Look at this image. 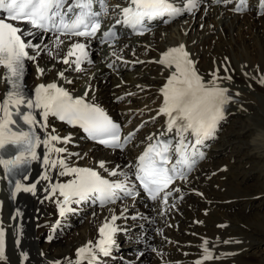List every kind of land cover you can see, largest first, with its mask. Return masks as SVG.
Listing matches in <instances>:
<instances>
[{"label":"bare ground","instance_id":"obj_1","mask_svg":"<svg viewBox=\"0 0 264 264\" xmlns=\"http://www.w3.org/2000/svg\"><path fill=\"white\" fill-rule=\"evenodd\" d=\"M124 2L107 0L111 23L105 30L115 25L120 34V39L114 41L111 47L101 44L99 39L86 41L84 38L61 36L63 43L57 48L54 34H42L21 25L22 29L33 33L24 36L25 41L39 46L35 50L27 49L35 60H25V69H33L31 78L25 81L31 99L35 100V90L39 85L55 83L73 97H83L86 102L106 109L121 124L123 135L140 125L134 139L123 149L108 151L88 143L76 128L49 116L46 131L52 133L55 130L60 137H70L68 143L56 145L66 150L60 155L66 158L69 166L90 167L112 180L123 179L119 173L132 172L129 166L148 141L149 133L158 132L160 90L175 70H167L158 61L168 49L181 44L185 45V50L196 62L195 66L205 80L210 79L209 73L214 70L226 76L224 69H228L232 80L220 83L229 88V94L233 96L222 121L229 120V129L224 138L215 144L216 151L205 154L198 161L188 181L179 180L174 184L181 191L169 197V203L175 202V207L164 215L160 213L162 207L167 206H162L159 200L145 202L137 195L134 200L128 199L120 206L109 205L99 209L90 202L72 204L76 212H67L59 218L55 201L63 198L57 193L46 199L50 191L46 189L50 182L66 183L73 177L59 176L60 169L57 168L48 172L51 181L40 179L46 171L42 145L36 149L40 158L31 161L28 180L23 182L27 185L36 183L35 194L21 191L13 199L0 166V227L5 231L6 255V260L0 261V264H21V253L27 254L24 264H55L56 261L60 264L72 261L75 264L76 250L89 241H97L98 230L105 219L113 214L119 216L125 208L124 216L116 221L122 229L116 234L118 245L129 239L138 242L137 245L149 243L161 253L158 255L155 251L149 264H194V260L203 255L201 245L205 239L209 241L211 251L225 254L234 244L232 239L238 235L246 238L244 245L248 249L235 258L245 264H256L253 259L259 261L258 245L264 242V199L257 196L264 194V86L257 83L259 73L264 72V14L258 0H248V10L239 14L233 11L236 0L225 6L213 0H204L197 10L201 11L204 20L196 15L192 17L193 13L177 18L176 23L160 20L159 25L155 26V22L149 24L150 30L142 37L132 35L122 25H116L120 12L116 6L122 7ZM184 2L179 0L177 4V0L174 4L182 6ZM206 16L212 21H207ZM214 16L220 19L215 22ZM196 26L200 29L193 31ZM190 29L192 31L188 36L186 33ZM74 42L88 44L87 51L94 63L91 66L83 63L79 72L74 70V65L62 62V57ZM129 51L132 53L129 54ZM113 52L128 63L118 60ZM110 63L113 64L111 68L108 67ZM38 67L44 69L42 74L38 73ZM60 72H63V77ZM3 74L4 68L0 66V101L7 86ZM237 92L239 96H235ZM40 111H35L38 120ZM36 132L43 137L44 132L39 127ZM208 158L210 160H205ZM101 162L104 167H100ZM126 163L129 165L124 167ZM247 163L249 168L245 167ZM114 166L118 175L111 176L109 171ZM256 171L258 174L254 179H249ZM249 180L260 183L259 188L254 191L251 187L255 181L246 183ZM58 220L60 223L57 225ZM69 224L72 225L66 228ZM150 224L155 232L146 241V228ZM158 229L162 230V235L158 234ZM59 235L62 237L59 238ZM10 240L14 242L15 249L13 256L9 257V248L8 252L6 248ZM235 258L220 264H233ZM99 264H147V260L144 251L132 246L111 252L107 257L101 256Z\"/></svg>","mask_w":264,"mask_h":264},{"label":"snow or ice","instance_id":"obj_2","mask_svg":"<svg viewBox=\"0 0 264 264\" xmlns=\"http://www.w3.org/2000/svg\"><path fill=\"white\" fill-rule=\"evenodd\" d=\"M203 2L204 0H185L180 6L174 4L172 0H127V6H116L120 9V18L116 20V25H122L134 35H144L150 30L148 24L152 21L161 20L169 23L186 13H194ZM213 2L227 4L232 0ZM258 4L264 14V0H258ZM94 5L99 6V11L94 10ZM247 10L248 0H236L234 12L239 14ZM107 13V0H0V66L5 69L6 84L11 86L5 99L0 102V151L4 150L6 145H12L18 150L14 155H8V158L0 155V166L3 167L6 179L11 181L13 176L20 174L21 178L27 181L28 176L22 174L20 170L32 160L40 158L36 149L42 145L45 149L42 160L46 171L40 179L51 181L48 172L57 168L60 169L59 176L73 177L66 183L50 182L46 189L50 190L46 199L56 196L57 193L63 198L55 201L60 217L73 210L69 207L71 204L92 201L104 207L123 197L134 200L138 194L137 185L129 181L130 174L135 176V181L139 182V187L143 189L148 199L159 200L162 206H167L162 207L160 214L164 215L170 208L175 207V202L169 203V197L181 191L180 188H172L171 185L177 180L185 183L188 181L198 160L204 158L201 147L205 140L215 137L220 121L225 119L226 106L233 102V96L229 94L230 89L221 86L220 82L231 81L232 77L221 76L218 70H214L209 73L210 79L205 80L199 74L196 62L185 50V45L168 49L158 61L166 68L175 69L160 90L163 103L157 115H164L167 118L166 128L157 136L147 137L150 143L137 157L135 164L129 166L134 172L119 173L123 179L109 181L93 169L69 166L66 158L60 155L66 150L56 145L68 143L70 137H60L55 130L52 133L47 132L49 116H54L70 126H79L90 139L113 149H123L134 139L139 128L122 136L121 126L102 108L86 102L83 97H73L55 83L39 85L35 90V100L28 97L23 91L21 80L25 71V60H35V57L29 55L27 49L35 50L39 46L24 40V36L33 33L20 28L18 24L25 23L32 29L53 33L57 48L63 43L60 40L61 36L83 37L86 41L99 39L102 44L111 47L114 41L120 39L115 25L97 35L101 30L100 17ZM87 48V43H72L62 57V62L74 65L77 72L81 71L83 63H92ZM112 54L121 62L128 63L116 52ZM49 55L52 53L49 52ZM73 57L74 59H70ZM108 67H113V64L110 63ZM37 71L42 74L44 69L38 67ZM224 71L227 72L228 69L225 68ZM257 71L259 72L258 68ZM59 75L63 77V72ZM257 82L264 86V72L259 73ZM239 95V92L235 93V96ZM21 106L27 111H22ZM13 108L16 110L15 113L11 110ZM36 110H41L39 120L35 115ZM14 115L22 118L28 130L13 131L9 127L16 123ZM37 127L44 132L43 137L37 134L35 130ZM169 134H172L171 137L164 139ZM100 167H104L103 162ZM109 175L116 176L118 173L109 171ZM21 191L35 194L36 183L27 185L16 179L10 195L14 199ZM182 198L181 196L180 199ZM126 211L125 208L119 216L113 214L105 219L98 230L99 239L95 242L89 241L76 250L75 264H84L85 261L87 264H99L101 256L107 257L111 254L116 245L115 236L122 230L116 221L121 219ZM56 223L58 225L60 221ZM157 232L163 234L162 230L158 229ZM51 238L50 236L49 239ZM208 244L207 239L203 240L201 245L203 255L194 264H204L205 261L219 258L213 256ZM152 250L157 251L158 255L161 254L155 248ZM26 259L27 254L21 253V264H24ZM5 260V231L0 227V261ZM55 264L60 262L56 261ZM68 264H72V261Z\"/></svg>","mask_w":264,"mask_h":264},{"label":"rangeland","instance_id":"obj_3","mask_svg":"<svg viewBox=\"0 0 264 264\" xmlns=\"http://www.w3.org/2000/svg\"><path fill=\"white\" fill-rule=\"evenodd\" d=\"M174 1H177V0H174ZM229 5H231V4H229ZM207 8V7H206ZM201 11L199 10V11H197V12H195V13H193V15H192V17L193 16H195L196 15V17H198V18H200V19H202L201 18ZM186 15H187V17L189 16V15H191V14H188V13H186ZM184 15H182V17H183ZM200 16V17H199ZM203 16V15H202ZM207 19H209V20H207ZM213 19H215V22L216 21H218L219 19H220V17L219 16H214L213 17ZM202 20H204V19H202ZM206 20L207 21H212V18L211 17H208L207 18V16H206ZM175 21H177L176 19L175 20H173V22H175ZM186 21V20H185ZM176 23V22H175ZM202 26H204V24H202ZM196 28H197V30H196ZM200 28H198L197 26L193 29V31L194 30H196V31H198ZM191 29L186 33V35H190V33H191ZM176 38H178V36H177V34H176V36H175ZM175 37L173 38V39H175ZM184 39V38H183ZM34 64H36V63H34ZM94 64V63H93ZM87 65H89V66H91L92 65V63L91 64H87ZM33 69L32 68H30V69H27L26 70V73H25V81L30 77L31 78V76H32V71ZM85 92V91H84ZM123 99V98H122ZM237 121H238V119H237ZM237 121H233V123H237ZM229 129V123L226 121L225 122V124H224V126L222 127V129L219 131V135L221 136V139H219V140H215L213 143H211V146H213V145H215L216 144V142L218 143V142H220L223 138H224V136H225V132L227 131ZM224 135V136H223ZM217 148V147H216ZM249 166V164L247 163V164H245V167L246 168H249L248 167ZM255 174H258V172L256 171V173H254V175H252L249 179H254V177H255ZM255 180H249V181H247L246 183H250L251 184V182L253 183ZM259 185H260V183H256V181H255V184L251 187L254 191L255 190H257L258 188H259ZM258 197H261V198H263L264 199V194H262L261 196H259V195H257ZM256 201H258V200H256ZM76 225V224H75ZM74 225V226H75ZM78 228H80V226H78ZM60 237H62L61 235H59V238ZM238 237L239 238H241V237H243V236H241V235H238ZM67 238L68 237H66L65 236V240H67ZM245 241H246V238H245ZM64 243H66V241L64 242ZM63 243V244H64ZM125 244H130V241H126V243ZM126 247V246H125ZM258 248H259V252H258V255H257V258H259V261H258V259H256V258H254L253 260L255 261V263L256 264H262V263H264L262 260H264V242L262 241L259 245H258ZM10 253H12V250L10 251ZM251 260V259H250ZM246 264H249V263H246Z\"/></svg>","mask_w":264,"mask_h":264}]
</instances>
